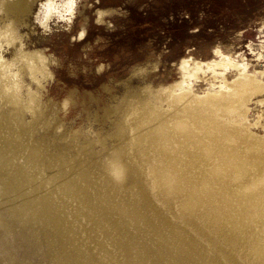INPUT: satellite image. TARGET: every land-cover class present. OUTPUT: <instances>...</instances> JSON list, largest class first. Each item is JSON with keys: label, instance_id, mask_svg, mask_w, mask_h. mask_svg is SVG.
<instances>
[{"label": "rangeland", "instance_id": "374dc122", "mask_svg": "<svg viewBox=\"0 0 264 264\" xmlns=\"http://www.w3.org/2000/svg\"><path fill=\"white\" fill-rule=\"evenodd\" d=\"M89 2L95 4L81 0L76 8L73 31L89 28L79 43L63 31L44 34L35 8L20 27L26 50L46 47L59 63L48 61L50 72L34 70L36 76L26 70L19 95L0 89V264H200L194 254L178 255L177 242L140 221L162 211L167 223L185 225L181 192L163 197L153 178L155 150L136 137V127L131 130L146 103L166 104L186 53L205 59L219 46L240 54L251 71L264 69L258 57L264 54V0H100L99 7L111 8L100 24L92 22ZM199 75L193 89L201 93L212 73ZM225 75L233 74L228 69ZM247 106L252 130L263 134L264 91ZM25 195L31 196L26 208L16 202ZM250 222L252 230L264 229V216ZM243 230L228 249L232 262L223 264H255L249 230ZM257 246L264 253L262 240Z\"/></svg>", "mask_w": 264, "mask_h": 264}, {"label": "bare ground", "instance_id": "6f19581e", "mask_svg": "<svg viewBox=\"0 0 264 264\" xmlns=\"http://www.w3.org/2000/svg\"><path fill=\"white\" fill-rule=\"evenodd\" d=\"M68 2L48 0L45 10L71 15L66 7ZM36 5L37 0H0V29L9 33L0 39V45H3V40L24 36L20 27L30 23V15ZM97 8L104 7L98 4ZM103 10L107 12L111 8ZM33 13L35 19H42ZM23 40L25 42L24 37ZM11 54V57L0 60V89L13 97L22 90V76L26 70L33 76H36L34 70L50 71L48 61L34 50L13 47ZM237 56L241 57L219 46H215L213 53L205 59H196L190 53L182 55L178 60L179 79L165 92L166 104L146 103L145 111L134 119L131 130L136 127V137L144 141V146L155 150L154 157L158 163L152 167L153 178L155 184L162 187L163 197L175 191L181 192L185 225L178 227L174 221L167 223L166 212L162 211H155L152 219L140 218V221L155 228L154 232L158 229L164 240L173 244V241L177 242L178 255L189 258L194 254L200 264L232 262L228 249L235 246L237 236L243 234L237 231L245 232L244 227L248 228L250 235L247 240L253 245L252 260L255 264H264V253L257 248L260 240L264 242V225L257 231L250 227L253 217L264 216V133L257 134L252 130L247 117V102L253 95L264 91V69L251 71L248 61L243 57L237 59ZM258 57L264 59V54L258 52ZM228 69L233 74L231 79L225 75ZM206 70H210L212 75L207 79V87L198 93L193 89V81ZM206 160L212 165L206 167ZM12 187L20 190L16 181H12ZM16 199L17 204H23L25 208L31 206L29 195ZM28 213L30 219L35 220L37 212L32 207ZM131 217L138 219L134 212ZM46 218L52 220L53 217L47 212ZM152 220L155 222L153 226ZM206 231L212 233L214 239L207 240ZM157 249L154 253L159 259L162 252Z\"/></svg>", "mask_w": 264, "mask_h": 264}, {"label": "clouds", "instance_id": "9594fccd", "mask_svg": "<svg viewBox=\"0 0 264 264\" xmlns=\"http://www.w3.org/2000/svg\"><path fill=\"white\" fill-rule=\"evenodd\" d=\"M80 2L81 0H69L66 7L68 8V11L71 13V15H59L45 10L48 0H37L35 13L41 16L42 19L36 20L34 16V20L38 28L44 34L47 35L54 32L63 31L68 33L70 43H79L84 41L89 34V28L87 26H81L76 31H73V24L76 21V8ZM99 2L100 0H95V4H99ZM95 4L89 2L86 7L94 9V19H92V22L100 24L103 18L106 16V13L103 9L96 8ZM109 23L112 22L109 21ZM7 27L8 25H5V28ZM7 35H9V33L5 32L4 29H0V39H3V37ZM4 47H6L10 53L13 47H19L23 49L27 46L23 40V37L12 40H3V45H0V60L8 58V53L3 51ZM34 51L46 61H50L52 65H57L59 63V58L57 55L54 52L49 51L46 47L35 49ZM52 75L53 78H55V74L53 73Z\"/></svg>", "mask_w": 264, "mask_h": 264}]
</instances>
